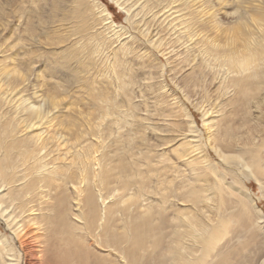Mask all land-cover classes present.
Returning <instances> with one entry per match:
<instances>
[{
    "label": "bare ground",
    "instance_id": "obj_1",
    "mask_svg": "<svg viewBox=\"0 0 264 264\" xmlns=\"http://www.w3.org/2000/svg\"><path fill=\"white\" fill-rule=\"evenodd\" d=\"M62 1L72 4L62 19L76 21L84 36L91 35L95 21L101 33L109 31L117 41L127 34L100 0H55L53 8ZM111 1L126 14L134 36L161 55L166 41L160 30L175 37L168 49L184 47L185 55L170 70L189 68L181 89L200 97V109L208 106L204 116L215 115L207 129L219 164L215 167L202 150L185 108L187 132L197 143L172 150L174 160L158 154L156 149L176 136L157 135L152 146L132 113L129 91L118 95L120 102L93 95L96 115L87 133L74 131L77 122L67 117L63 130L48 137L18 136L43 122L55 126L53 111L64 90L49 85L42 105L26 104L28 88H36L40 77L37 61L27 50L18 52L9 68L0 59V217L12 234L8 240L0 232V264H245L241 243L264 226V212L244 183L252 179L264 198V0H259L262 8L247 9L246 0ZM221 9L232 16L231 25L222 26ZM27 32L34 36L31 25ZM144 47L143 54H149ZM122 65L116 58L110 85L124 91L135 82ZM50 71L54 78L57 71ZM158 102L153 112L163 115L167 111ZM194 152L201 155L181 170L178 162ZM219 165L236 171L233 184Z\"/></svg>",
    "mask_w": 264,
    "mask_h": 264
},
{
    "label": "rangeland",
    "instance_id": "obj_2",
    "mask_svg": "<svg viewBox=\"0 0 264 264\" xmlns=\"http://www.w3.org/2000/svg\"><path fill=\"white\" fill-rule=\"evenodd\" d=\"M54 1L0 0L1 66L11 67L12 58L18 52V54H22L21 52L24 50L30 51L31 57L37 61L34 70L35 74H39L40 77L37 79V84H35L36 88H28L27 94L31 99L26 104L34 100L36 102L40 101L42 105L44 100L42 95L45 94L46 96L48 94L49 85H58L64 90L62 91L63 95L59 108L53 111V114L57 115L53 121L55 126L50 127L43 122L44 124L34 128L33 132L31 130L25 131L18 134V136H23L28 132H43L42 136L48 137L56 131H61L59 129L63 130L65 123L69 122L67 117H71L74 122H77V125H75L77 127L73 128L74 131L77 130L80 135L82 131L87 133L89 124L94 123L93 119L96 115L92 108L93 95L98 93L101 95L106 94L113 101L120 102L122 94L125 91H129V96L133 103L132 113L135 114L139 122L142 121L140 123L146 127V130L148 128L149 134L145 130V136L152 146L157 145L155 138L158 136L167 140H173L176 136L171 143L157 148L158 154L162 153L164 156L174 160L175 156L171 153L172 150L180 149L178 146L182 143H192L193 145L197 143V140L192 138L194 135L187 132L188 119L183 116L181 111L182 108H185L192 113L194 126L201 138L200 145L202 150L204 153L211 155V161L217 167L219 160L208 140V136L212 131L207 129V124H210L215 115H211L210 111H208V115L204 116V111L208 110V106L203 104V108L200 109V97L198 95L194 96L191 90L184 89L183 91L181 89L182 86L179 82L182 77L189 73V68L179 71L180 66H176L175 69L178 72L170 70L185 55L184 47L174 45L176 47L174 50L168 49L170 41L175 40V37L171 35L169 37V33L165 34L158 27L157 30L162 32L159 37L164 38V41L168 44V46L164 45L166 51L164 55H161L159 50L151 48L140 35L136 34L137 36H134L126 21V14L111 0H100V2L107 5L108 8L110 7L109 12L115 26L127 34L117 41L114 37H111L112 34L108 33L109 31L101 33L103 29L101 30V26L95 21V23L90 24L94 28L88 30L89 33L91 31V35L86 37L78 29L79 24L76 21L62 19L63 15L69 14L72 4L67 2L66 5L62 1V6L55 9L53 8ZM242 7L246 9L247 7L262 8L263 5L259 0H246ZM217 18H220L223 27L231 25L229 22L232 21V16L226 15V11L221 9ZM30 25L34 29L32 38L27 32ZM129 35L131 37L127 39ZM6 45L11 49L6 50ZM142 46H145L144 48L148 49L147 52L150 53L143 54ZM121 47L124 48V51ZM116 58L122 60V67L125 68L126 74L135 82L127 85L124 91H122L123 89L115 90L110 85L114 72L113 68L116 66ZM45 64L50 66L48 65L47 68H44ZM144 64H146L145 68ZM51 69L57 71L54 78L50 76L49 71ZM116 70L118 68L115 67ZM144 72L150 73L152 75L151 79L147 80L143 76ZM175 73L178 74L174 75ZM215 83L209 88L208 94H211V96L216 93L215 87L217 84ZM161 86H164V88ZM35 91L36 94L33 95ZM37 96L39 98H36ZM226 98L224 97L222 100ZM155 100L156 102L160 101L158 102L159 108L166 110V113L161 115L153 112ZM147 117L149 122L146 120L144 122L143 119ZM88 121L89 123H87ZM151 128L156 129L154 134L149 132ZM120 131L122 132L123 130ZM161 131H163L162 134L159 133ZM92 142L95 145L96 140L92 139ZM190 147L187 146L185 149L188 152H192ZM197 154L198 152H194L186 156L177 165L180 166L181 170H185V163L201 155ZM94 157L96 158V155ZM67 160L65 164L69 162L70 158ZM222 166L224 168L219 165L218 170L227 175L228 182L233 184L235 182L233 175H237L236 171L228 170L224 165ZM240 178L242 179V177ZM244 183L249 187L245 191L255 202L259 203L261 211L264 212V198L259 186L252 179L244 180ZM0 232L8 240L12 239V234L10 230L5 229L1 217ZM13 243L14 247L18 249L16 241ZM240 249L244 251L246 256L247 261L245 264H260L264 258V226L262 225V228L255 236H247L242 241Z\"/></svg>",
    "mask_w": 264,
    "mask_h": 264
}]
</instances>
